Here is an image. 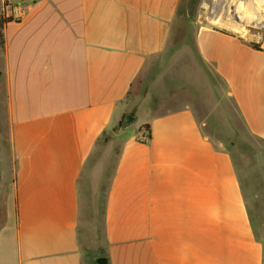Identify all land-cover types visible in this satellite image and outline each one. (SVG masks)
Instances as JSON below:
<instances>
[{"label": "crops", "instance_id": "obj_1", "mask_svg": "<svg viewBox=\"0 0 264 264\" xmlns=\"http://www.w3.org/2000/svg\"><path fill=\"white\" fill-rule=\"evenodd\" d=\"M12 1L24 13L0 29V264H85L87 232L107 264H263L235 162L192 108L134 114L107 137L171 45L181 0ZM194 42L264 141V50L206 29Z\"/></svg>", "mask_w": 264, "mask_h": 264}, {"label": "rangeland", "instance_id": "obj_2", "mask_svg": "<svg viewBox=\"0 0 264 264\" xmlns=\"http://www.w3.org/2000/svg\"><path fill=\"white\" fill-rule=\"evenodd\" d=\"M257 1L219 0L214 8V0H181L171 45L151 60L133 83L126 114H135L142 121L151 110L161 113L188 106L195 111L205 131L235 162L253 232L263 247L264 264V141L246 130L226 95L225 84L202 63L194 42L196 32L206 29L233 36L248 45L258 44L264 50V22L253 17L262 12L264 0H260L261 5ZM19 7L12 0H0V21H18L14 8ZM118 127L116 124L108 139L118 133ZM1 216L0 200V220ZM80 241L85 264H94L93 259L103 253L102 234L87 232Z\"/></svg>", "mask_w": 264, "mask_h": 264}, {"label": "water", "instance_id": "obj_3", "mask_svg": "<svg viewBox=\"0 0 264 264\" xmlns=\"http://www.w3.org/2000/svg\"><path fill=\"white\" fill-rule=\"evenodd\" d=\"M134 122H135V119H134L133 115H131V114L124 115V117L122 118V120L119 124L118 132H122L123 130H125L126 128L131 126ZM93 262L95 264H107V260L105 257L95 258V259H93Z\"/></svg>", "mask_w": 264, "mask_h": 264}, {"label": "bare ground", "instance_id": "obj_4", "mask_svg": "<svg viewBox=\"0 0 264 264\" xmlns=\"http://www.w3.org/2000/svg\"><path fill=\"white\" fill-rule=\"evenodd\" d=\"M257 4H259V5H261L262 4V2L259 0V1H257L256 2ZM244 4V3H243ZM217 5H219V0H214V3H213V7L214 8H217L216 6ZM255 5V4H254ZM244 6V5H243ZM242 6V7H243ZM262 6H264V5H262ZM237 7V9H238V7H240V5H239V2H238V6H236ZM245 7V6H244ZM249 7V6H248ZM254 7H256V6H254ZM235 8V7H234ZM232 9V8H231ZM240 9V8H239ZM246 9V8H245ZM252 9H254V8H252ZM236 10V9H235ZM248 10V9H247ZM251 11V10H250ZM249 12V11H248ZM248 14V13H247ZM253 16V15H252ZM257 21H263L264 22V8H262V12H260V13H257V14H255L254 16H253Z\"/></svg>", "mask_w": 264, "mask_h": 264}, {"label": "trees", "instance_id": "obj_5", "mask_svg": "<svg viewBox=\"0 0 264 264\" xmlns=\"http://www.w3.org/2000/svg\"><path fill=\"white\" fill-rule=\"evenodd\" d=\"M11 21V19H5V21H0V29L2 28L3 24L6 23V22H9ZM0 42L2 44V34L0 32ZM249 46L254 49V50H257V51H262V49L260 48V46L258 44H255V43H250ZM124 116H122L123 118ZM120 124V121L118 122V125ZM146 129H147V126H146Z\"/></svg>", "mask_w": 264, "mask_h": 264}, {"label": "built area", "instance_id": "obj_6", "mask_svg": "<svg viewBox=\"0 0 264 264\" xmlns=\"http://www.w3.org/2000/svg\"><path fill=\"white\" fill-rule=\"evenodd\" d=\"M23 13H24V8L23 7H19V8H16V9L14 8V15L18 16L19 19L21 18Z\"/></svg>", "mask_w": 264, "mask_h": 264}]
</instances>
